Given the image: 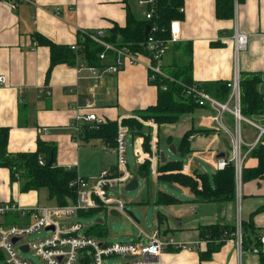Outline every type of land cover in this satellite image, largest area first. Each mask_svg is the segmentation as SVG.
<instances>
[{
  "label": "crops",
  "instance_id": "1",
  "mask_svg": "<svg viewBox=\"0 0 264 264\" xmlns=\"http://www.w3.org/2000/svg\"><path fill=\"white\" fill-rule=\"evenodd\" d=\"M181 3L182 18L178 20L182 45L175 51L169 43L161 65H169L179 58L181 62L188 60L183 49L191 47L194 82L190 84L229 80L235 69L232 31L237 24L241 31L249 34L247 48L238 56L239 72H264V0L237 2L231 19H218L215 16V0H181ZM140 7L137 0H128L127 5L123 0H34L18 2L15 6L0 0V75L5 77V81L0 82V127H9V153L35 151L37 140L41 139L56 146L57 165L76 167L85 177H94L107 167L114 170V146L99 138L88 141H76L74 138L72 122L76 109L88 100L90 110L105 122L135 118L150 127L149 149L155 135V151L158 155L160 151L164 152L165 162L180 160L176 156L185 152L179 149V144L183 135L192 129L188 138L190 151L186 152L188 155L180 171L200 182L196 174H204L210 180V173L214 175L219 170L216 167L217 158L231 156V136L216 126L212 120L213 110L207 105L197 106L182 114L174 123L159 126L145 123L140 118L139 113L154 104L158 94L157 86L149 82L148 58L145 54L138 52V63L124 64L116 73L92 75L86 68L89 64L76 52L75 64H56L46 76L50 63L49 48L34 40L35 33L55 43L70 46L78 42V32L101 29L106 36L115 23L124 26L127 8L143 19L145 7ZM96 66L102 69V61ZM260 89L264 91V79ZM250 119L264 125V116ZM223 122L231 131L234 130L232 114L225 113ZM257 132L247 122L241 123L243 151L248 150V144L255 142ZM259 142L264 144V135ZM171 144L175 147V153L169 150ZM161 163L164 162L159 160L155 173L150 171L148 182L137 174L141 164L136 170L130 169L128 164V170L146 184L144 196L139 194L136 202L147 204L151 201L154 207L153 226L145 232L150 233L156 228L162 239L173 237L186 245L185 248L165 247L160 253L161 264H260V253H253L250 248L256 246V242L261 245L264 210L253 215L254 230L249 231V242L243 244L241 253L234 244L224 242L209 259H201L199 253L206 250L207 242L199 237V228L210 224L233 225L235 202L200 201L195 199L189 187L179 184L185 188L182 195L163 190L160 182L164 181L158 179L162 172L157 170ZM256 165L257 159L251 156L250 150L242 167L252 168ZM8 181V169L0 167V201L19 202L25 207L39 204L36 190L20 193L18 182L15 185L10 183V186ZM148 185L157 186L156 191L149 194ZM10 188L11 193L8 194ZM158 192L170 194L178 202L156 203ZM262 205L264 178L242 181L243 221H248L250 213ZM7 220L13 221L14 218L8 217ZM69 222L64 221L65 224ZM133 240L145 242L146 238L135 235L128 241Z\"/></svg>",
  "mask_w": 264,
  "mask_h": 264
},
{
  "label": "built area",
  "instance_id": "2",
  "mask_svg": "<svg viewBox=\"0 0 264 264\" xmlns=\"http://www.w3.org/2000/svg\"><path fill=\"white\" fill-rule=\"evenodd\" d=\"M15 6L18 2H33L34 0H4ZM138 5L145 7L144 19L153 20L157 14L156 0H137ZM237 2H235V9ZM179 11H183L180 7ZM150 25L146 48L148 54L147 69L149 80L156 76H166L162 70L160 61L167 52L169 43L180 40L179 20L173 19L169 23V39H163L156 35L158 26L156 22ZM82 34L92 41L102 46L98 58L102 61V69L95 65L86 66L92 75L100 73H116L124 64H136L140 61V53L133 52L126 46H115L105 40V33L101 29L96 31H82ZM232 41L234 49L235 69L232 77L226 81L229 94L224 101L218 100L210 95L198 84H185L184 93L192 96L197 106L207 105L213 110L212 120L218 128L227 132L231 136V156L229 158L219 157L216 160V167L224 169L228 163H233L235 168V221L234 230L225 233L224 242L235 245L237 251L241 253L243 247V229L241 215V183H242V163L248 151L252 150L258 140L264 135V125L254 122L243 116L240 109V72L237 68L238 56L245 50L249 41V34L241 31L237 24L232 31ZM70 48L79 50V44L73 43ZM110 55V57L108 56ZM107 60V62H103ZM5 77L0 75V82L3 83ZM165 89V85L162 86ZM91 103L86 100L83 106L78 107L72 122L73 134L76 141H79L82 126L88 124L90 127H98L105 121L90 110ZM225 113H230L234 117V130L231 131L223 122ZM247 122L257 129V137L254 143L248 144L247 151H243V140L241 135V123ZM116 122V133L114 138V148L116 152V168L113 172L109 167L102 169L94 177H84L77 174L76 179L71 184L76 193L74 202L65 205L45 204L33 205L29 207L21 206L19 202L0 201V252L4 255V264H35L31 259L22 258L19 254L22 246L27 247V252L32 251L44 261V264H107L104 256L120 255L123 262L112 264H161L160 253L167 246L185 248L186 245L176 241L173 237L161 238L158 229H153L150 233L138 230L137 237L144 236L142 241H99L87 233H81L83 229L80 222L64 223L71 216L79 214L93 208L114 209L121 216L128 215L126 202L119 196L109 194V189L113 187H123L133 176L128 170L126 155L127 134H132L127 125L122 123V119ZM149 124H156L153 121H144ZM143 123V122H142ZM152 132V131H150ZM151 134V133H150ZM153 144L150 151H146L143 144V137L132 136L133 154L136 155L138 164L145 161L150 163V171L156 172V165L159 155L156 153V137L153 135ZM149 145H151V135ZM39 163L43 160L39 157ZM72 166H68L71 168ZM8 217L20 219L21 224L10 223ZM51 227V228H50ZM39 229H45L50 234L36 241L20 243L21 238ZM16 238L15 241L13 239ZM202 240V239H201ZM206 242V240H203ZM260 247L253 246L250 251L260 253L264 251V234L260 236Z\"/></svg>",
  "mask_w": 264,
  "mask_h": 264
},
{
  "label": "trees",
  "instance_id": "3",
  "mask_svg": "<svg viewBox=\"0 0 264 264\" xmlns=\"http://www.w3.org/2000/svg\"><path fill=\"white\" fill-rule=\"evenodd\" d=\"M126 5L128 0H123ZM244 0H215L214 10L218 19H231L235 14V2L242 3ZM181 0H156L157 14L153 20L141 19L129 8L126 9V23L119 26L115 23L110 34L104 38L106 41L115 46H126L133 52L148 54L144 41V27L148 23L156 22L158 29L156 35L169 39V23L173 19H181L182 12L179 11ZM79 50L84 60L89 65H98L100 59L99 52L103 50L102 46L92 41L90 38L78 32ZM37 43L44 44L49 48L50 63L46 73L49 75L53 66L59 63L75 64L76 51L72 50L69 45L55 43L48 38L35 33L33 35ZM216 41H213L215 43ZM172 44L175 51L181 48L180 41ZM183 54L188 60L181 62L180 58L169 65L162 66L166 76H156L150 79L151 84H155L158 89L156 102L143 109L139 115L145 121H153L158 126L163 123H174L180 116L197 107L192 96L184 93L185 84L193 83L192 78V49L191 47L183 49ZM240 109L241 114L247 118L254 116H264V91L260 86L264 79V72H242L240 71ZM165 85V89L162 86ZM199 85V84H198ZM201 86L208 93L219 99H226L229 94V88L226 81L205 82ZM122 123L127 125L133 136L140 135L143 137V144L146 151H149L150 127L143 125L141 121L135 118H123ZM116 133V122L106 121L98 127H90L88 124L82 126L80 140L88 141L99 138L111 146H114ZM192 129L188 130L179 144L182 152H188L189 136ZM9 138V127H0V167H5L9 171L10 182H18L20 192L30 190L39 191L46 189V200L48 204L65 205L74 202L76 193L73 189L72 182L75 181L77 174H80L76 167H63L56 164L55 152L56 146L53 143L37 140L35 151L9 153L7 150ZM251 156L257 159V165L252 168H242V181L254 178H264V144L257 143L251 150ZM39 157L43 160L39 163ZM51 161L48 165V161ZM182 162L166 161L157 166V170L162 172L158 176L160 181L168 184L176 183L181 186L189 187L193 192L195 199L200 201L212 202H230L235 198V168L233 163H228L224 169L218 170L214 175V183L204 174H196L200 182L190 175L183 174ZM112 170V169H111ZM142 170V171H141ZM113 172L115 171L112 170ZM175 171V172H173ZM138 175L143 177L147 182L150 176V163L145 161L141 164ZM81 175V174H80ZM83 176V175H82ZM85 177V176H84ZM90 178V177H87ZM178 202L177 198L165 192H158L156 203L171 204ZM264 210V205L251 212L248 221H243V244H247L249 231L254 230L253 215ZM90 211V210H87ZM84 211V212H87ZM81 211L80 213H82ZM199 237L206 240L207 248L200 252L201 259H209L213 252L217 251L224 243L225 233L234 230L233 225L210 224L199 228ZM89 234V232L87 233ZM90 235V234H89ZM260 247L259 242L255 243ZM260 264H264V252H260ZM4 255L0 252V264H4Z\"/></svg>",
  "mask_w": 264,
  "mask_h": 264
},
{
  "label": "rangeland",
  "instance_id": "4",
  "mask_svg": "<svg viewBox=\"0 0 264 264\" xmlns=\"http://www.w3.org/2000/svg\"><path fill=\"white\" fill-rule=\"evenodd\" d=\"M140 6V5H139ZM142 8V6L140 7ZM141 118V117H140ZM142 119V118H141ZM143 120V119H142ZM145 121V120H144ZM127 146H126V155H127V162L129 164L130 169L136 170L138 168V161L135 154H133L132 149V136L127 134ZM168 148V147H167ZM168 150V149H167ZM187 153L182 155H173L179 157L181 162L184 163V160L187 158ZM210 182L211 184L214 183L213 173H210ZM9 185H10V181ZM15 182H12L13 185ZM162 184V189H167V191L172 192L176 195H182L180 192H175L167 187V184L164 182H160ZM10 185V186H11ZM15 185V184H14ZM146 184L143 180L139 181V186L137 189L134 190H125L123 187H113L109 189V194L114 196L121 197L126 202V210L131 211L135 218L138 220V223L134 219H132L129 215H123L122 217H117L109 214V210L103 208H93L90 211L79 213L75 216H71L67 219V222H80L83 229L81 233H88L96 238L99 241H128L131 240L135 235L138 234V230L142 229L144 232L149 230L154 223V207L151 201L147 204H142L136 202L139 194H143ZM14 187V186H13ZM155 185H148V192L156 191ZM14 189V188H13ZM11 193V188L8 194ZM24 193V192H20ZM46 189H40L36 192V201L39 205L48 204L46 200ZM144 196V194H143ZM99 218L102 222L97 223L96 219ZM10 223L21 224L20 219L14 218L13 221H8ZM146 233V232H145ZM50 233L45 229H39L32 233L25 235L23 238L20 239L18 244L26 243V242H33L36 241ZM20 256L22 258L31 259L35 264H44V261L40 259L38 256L34 255L32 251H20ZM104 262L107 264L112 263H119L123 262L124 258L120 255H110L104 256ZM75 264H79L76 262Z\"/></svg>",
  "mask_w": 264,
  "mask_h": 264
},
{
  "label": "water",
  "instance_id": "5",
  "mask_svg": "<svg viewBox=\"0 0 264 264\" xmlns=\"http://www.w3.org/2000/svg\"><path fill=\"white\" fill-rule=\"evenodd\" d=\"M149 28H150V25L149 24H146L145 27H144V32H143V35H144V41H145V45H146V41H147V38H148V33H149ZM169 150L173 153H175V147L173 144H171L169 146ZM159 160L161 162H165V155H164V152L163 151H160L159 152ZM50 160L48 161V165L50 164ZM139 186V179H138V176L136 174H134L132 176V178L124 185V189L125 190H134V189H137ZM167 187L170 188L171 190L175 191V192H182L184 191L185 192V188H182L180 187L179 185H177L176 183H170V184H167ZM128 215L134 219L136 222H138V220L135 218V216L133 215V213L131 211H128L127 212ZM109 214L113 215V216H117V217H122L121 214H119L116 210L114 209H111L109 210ZM96 222L99 223V222H102L101 219L97 218L96 219ZM51 228V227H50ZM16 238L13 239V241H15ZM21 249L23 251H26L27 250V247L26 246H22Z\"/></svg>",
  "mask_w": 264,
  "mask_h": 264
}]
</instances>
